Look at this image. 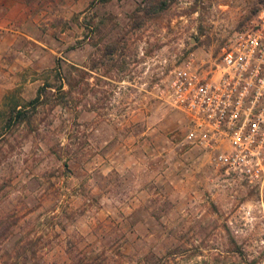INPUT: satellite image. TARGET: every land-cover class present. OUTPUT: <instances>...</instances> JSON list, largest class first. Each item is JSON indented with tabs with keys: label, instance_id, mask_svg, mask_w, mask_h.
Listing matches in <instances>:
<instances>
[{
	"label": "rangeland",
	"instance_id": "1",
	"mask_svg": "<svg viewBox=\"0 0 264 264\" xmlns=\"http://www.w3.org/2000/svg\"><path fill=\"white\" fill-rule=\"evenodd\" d=\"M263 4L0 0V110L55 85L0 119V264H264V182L186 143L165 92Z\"/></svg>",
	"mask_w": 264,
	"mask_h": 264
},
{
	"label": "built area",
	"instance_id": "2",
	"mask_svg": "<svg viewBox=\"0 0 264 264\" xmlns=\"http://www.w3.org/2000/svg\"><path fill=\"white\" fill-rule=\"evenodd\" d=\"M168 101L188 117L185 142L214 166L264 182V4L212 59L172 69Z\"/></svg>",
	"mask_w": 264,
	"mask_h": 264
},
{
	"label": "trees",
	"instance_id": "3",
	"mask_svg": "<svg viewBox=\"0 0 264 264\" xmlns=\"http://www.w3.org/2000/svg\"><path fill=\"white\" fill-rule=\"evenodd\" d=\"M151 2H153L154 6L157 5L159 0H150ZM64 79V76L62 77ZM46 83L40 85L37 93L35 96H33L32 98L23 101L22 103L19 101H14L12 103H10L8 105V110H6V112H3V110H0V119L2 120V125L4 124V126L6 127H10L11 125H17L20 124L24 121H30V117L32 120V117L35 115L36 113V107L39 104L43 103L44 100V96L47 92H49V90H51L53 87H55V85H52V83H50V81H45ZM62 87V85H59L58 88ZM6 97L8 98V94L6 95ZM43 97V98H42ZM29 107H32L34 110V113H29ZM18 224V219H15L14 225ZM4 238L6 237H1L0 241H2L3 243L0 242V260L2 258H4V256H12V252L7 251L2 244H4ZM25 247V246H23ZM26 249V248H25ZM239 250V249H237ZM26 250H23V252H25ZM5 259V258H4ZM72 264H104V262L100 259H90V258H79L77 260H75Z\"/></svg>",
	"mask_w": 264,
	"mask_h": 264
}]
</instances>
